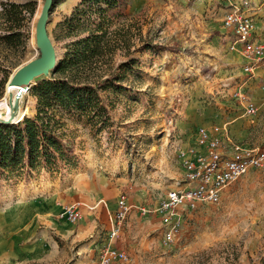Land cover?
I'll list each match as a JSON object with an SVG mask.
<instances>
[{"label":"rangeland","instance_id":"rangeland-1","mask_svg":"<svg viewBox=\"0 0 264 264\" xmlns=\"http://www.w3.org/2000/svg\"><path fill=\"white\" fill-rule=\"evenodd\" d=\"M10 1H34L36 10L23 46H0V100L14 71L39 56L35 24L44 0ZM61 1L47 25L56 57L63 48L52 30L80 0ZM230 10L251 16L264 40V0H128L97 74L119 72L118 64L131 56L136 64L119 73L126 90L102 92L104 128L66 119L71 167L34 171L25 179L0 177V264H97L122 195L130 210L112 244L128 259L116 264H264V163L225 186L218 201L181 210L170 245L152 210L167 191L185 186L178 151L194 143L199 127L264 147V68L257 79L249 76L244 57L229 49L222 20ZM143 43L154 47L141 51ZM52 76L36 77L31 86ZM29 89L20 98L24 116L35 113ZM240 89L256 102L255 114L242 108ZM73 202H80L81 213L70 223L59 213Z\"/></svg>","mask_w":264,"mask_h":264},{"label":"trees","instance_id":"trees-1","mask_svg":"<svg viewBox=\"0 0 264 264\" xmlns=\"http://www.w3.org/2000/svg\"><path fill=\"white\" fill-rule=\"evenodd\" d=\"M61 2L53 0L51 10ZM127 8L128 0H80L56 23L52 36L56 43L62 44L63 50L52 70L55 76L36 81L29 89L36 101L35 113L17 122L0 119V177L25 179L34 171L71 167L74 146L66 140V119H86L100 124L97 131L104 128L107 106L102 92L126 90L119 83L122 76L119 73L136 64L131 56L118 64L119 72L104 77L97 74L110 52L113 24L126 15ZM35 10L34 1L0 0L1 47L23 46ZM153 47L143 43L139 50ZM163 49L175 51L169 47Z\"/></svg>","mask_w":264,"mask_h":264},{"label":"built area","instance_id":"built-area-1","mask_svg":"<svg viewBox=\"0 0 264 264\" xmlns=\"http://www.w3.org/2000/svg\"><path fill=\"white\" fill-rule=\"evenodd\" d=\"M222 26L229 31V49L238 51L246 61L244 71L251 73L257 66L264 67V43L254 37L255 23L251 16L230 10L222 20ZM238 97L246 102L245 112L255 114L257 106L243 95ZM230 152L222 151V139L211 130L199 127L194 143L178 151V157L185 173V186L167 191L153 211L157 212L162 229V241L167 246L175 241L180 228L181 210L196 207L199 202H216L221 191L231 182L245 175L249 170L264 163V147L252 148L229 141ZM80 204L72 203L63 208L61 217L70 223L80 218ZM130 210L126 196L116 200V206L108 231L109 244L104 245L97 264H116L128 259L126 252L112 244L124 226ZM145 208L142 212L145 213Z\"/></svg>","mask_w":264,"mask_h":264},{"label":"water","instance_id":"water-1","mask_svg":"<svg viewBox=\"0 0 264 264\" xmlns=\"http://www.w3.org/2000/svg\"><path fill=\"white\" fill-rule=\"evenodd\" d=\"M53 4V0H44L36 19L35 44L39 51V56L17 68L10 76L7 82L8 86L28 90L36 77L47 76L54 69L57 57L47 31L49 13Z\"/></svg>","mask_w":264,"mask_h":264},{"label":"bare ground","instance_id":"bare-ground-1","mask_svg":"<svg viewBox=\"0 0 264 264\" xmlns=\"http://www.w3.org/2000/svg\"><path fill=\"white\" fill-rule=\"evenodd\" d=\"M38 13L39 11H37V16ZM27 91L28 90L24 88L7 85L5 95L0 100V118L9 119L14 117L17 113L18 117L16 120L21 119L25 115V110H22L20 107V98H22V94Z\"/></svg>","mask_w":264,"mask_h":264},{"label":"crops","instance_id":"crops-1","mask_svg":"<svg viewBox=\"0 0 264 264\" xmlns=\"http://www.w3.org/2000/svg\"><path fill=\"white\" fill-rule=\"evenodd\" d=\"M223 30H224V32L226 33V35H228L229 34V31H227L226 29H224L223 28ZM254 37H255V39L257 40V41H260V42H264V40L262 39V38H260L257 34H256V32L254 33ZM230 38H231V36H230V34H229V37H228V39L230 40ZM229 40H228V43L227 44H229ZM242 61H244V65L248 62V61H246L245 59H243ZM263 66H257V67H254L253 69H252V72L251 73H248V72H245L246 74H248L249 76H252V77H255L256 79H257V77H259V73H258V71H260V70H263ZM244 90H242V92H243ZM244 93V92H243ZM247 98L249 99V97L247 96ZM252 99V98H251ZM251 99H249V100H251ZM252 102H254L255 103V105H256V102L255 101H253V99L251 100ZM239 102H240V100H239ZM240 104H241V106H242V108L244 109L245 108V103H242V102H240ZM257 106V105H256ZM258 108V107H257ZM245 110V109H244ZM221 139H222V144H223V147H222V151L223 152H226V154H229V152H230V143H229V141H233V142H237V143H240V144H242V145H244V146H247V147H252V148H258V147H253V146H250V145H248L247 143H245V142H242L241 140H239V141H237V140H235L234 139V136L233 135H231V134H228V133H222V134H219L218 135ZM73 203H79L80 204V202H73ZM72 204V203H71ZM70 205V204H69ZM92 208H94V207H92ZM115 209V208H114ZM63 210V209H62ZM62 210L60 211V213H59V215L61 214V212H62ZM114 211V210H113ZM81 213V212H80ZM60 217H61V215H60ZM111 218L112 217H110V224H111ZM65 219V218H64ZM68 222V221H67ZM110 224H109V229H110ZM119 248V247H118Z\"/></svg>","mask_w":264,"mask_h":264}]
</instances>
